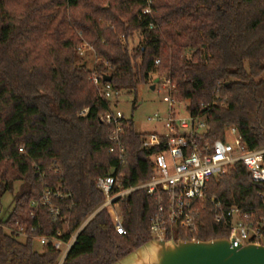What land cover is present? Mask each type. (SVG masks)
I'll return each instance as SVG.
<instances>
[{"label": "trees", "instance_id": "1", "mask_svg": "<svg viewBox=\"0 0 264 264\" xmlns=\"http://www.w3.org/2000/svg\"><path fill=\"white\" fill-rule=\"evenodd\" d=\"M84 45L96 56L92 68L81 61ZM93 74L103 84L110 75L114 88L134 93L133 107L141 85L167 77L187 112L206 121L198 144L225 139L236 127L250 149L262 148L264 0H0V223L38 234L60 229L69 240L91 217L61 264H113L153 238L157 202L146 189L118 199L124 232L100 209L99 177L117 176L124 188L147 181L160 150L144 148V133L124 117L125 163L109 151L114 125L102 117L113 103L100 95ZM47 189L63 194L54 199L57 218L32 206ZM8 192L14 205L5 215ZM212 200L259 217L264 183L242 161L229 165L208 183L199 230L178 235H230L214 221ZM1 224L0 264H60L61 250L46 245L40 252L33 238L22 241Z\"/></svg>", "mask_w": 264, "mask_h": 264}, {"label": "built area", "instance_id": "2", "mask_svg": "<svg viewBox=\"0 0 264 264\" xmlns=\"http://www.w3.org/2000/svg\"><path fill=\"white\" fill-rule=\"evenodd\" d=\"M145 11L149 12V9ZM159 62L156 60V64ZM92 80L102 97L116 100L120 96L119 89L114 88L109 82L103 84L102 77L97 74L92 75ZM158 83L163 87L160 90L164 92L163 100L168 103V113L165 119L161 118L159 113L149 116L151 122L164 121L163 129L144 133L142 142L146 149L160 150L154 155L156 173L147 181L127 188L122 187L117 176L109 174L99 177L97 186L105 195V201L100 209L105 208L111 214L120 233L124 232V227L118 199L135 190L146 189L157 202L156 210L149 220L150 232L153 238L169 239L172 235L175 238L182 237L176 236V229L187 233H196L199 230L201 213L206 208L209 181L213 176L225 172L234 162L242 161L249 169L252 179L264 183V147L250 149L243 142L236 127L227 130L225 139H218L213 144H198L195 136L206 129L205 119L189 113L182 116L178 108L180 101L175 96L176 85L167 77ZM124 117L123 112L114 105L102 117L114 125L109 137L111 142L109 151L117 153L123 163H125V145L122 139ZM56 198H63L61 191L47 189L39 200L32 202V206L34 208L40 204L46 206L53 217L57 218L61 215V209L54 202ZM210 208L214 221L228 226L230 233L228 238L233 246L248 243L264 244V215L256 217L254 213L235 205L226 207L220 200H212ZM31 214L34 215V211ZM89 219L69 240L63 238L60 229L56 233L38 234L35 227L28 230L18 222L15 228L0 224L19 237L38 239L42 246L51 245L61 250V264Z\"/></svg>", "mask_w": 264, "mask_h": 264}, {"label": "water", "instance_id": "3", "mask_svg": "<svg viewBox=\"0 0 264 264\" xmlns=\"http://www.w3.org/2000/svg\"><path fill=\"white\" fill-rule=\"evenodd\" d=\"M104 75L105 82L111 81ZM160 81L156 78L152 89ZM113 264H264V244L233 246L228 237L210 240L152 238Z\"/></svg>", "mask_w": 264, "mask_h": 264}, {"label": "rangeland", "instance_id": "4", "mask_svg": "<svg viewBox=\"0 0 264 264\" xmlns=\"http://www.w3.org/2000/svg\"><path fill=\"white\" fill-rule=\"evenodd\" d=\"M139 34L133 36V44H137L139 41ZM81 61L87 63L89 67H93L97 61L95 54L91 47L84 45L79 52ZM156 75H153L151 83L141 85L138 88L137 92V102L136 107H133L135 94L130 91H121V95L116 100H112L114 106L118 107L119 110L123 112L125 117H132L136 126V129L139 132L147 133L156 130L163 129L164 121H149V116L159 113L161 118L165 119V116L168 113V103L163 100L164 92L160 90L163 89L162 85L159 83L156 84V88L152 89V82H155ZM187 104L185 102H180L179 110L181 111L182 116H187L188 112L186 110ZM228 130V129H227ZM227 133V131H226ZM17 187L20 182H17ZM13 193H6L3 197V208L7 211L5 215H8L13 207ZM176 236L179 234V230L175 231ZM25 237H21L23 241ZM35 248L38 251L43 250V246L40 244L38 239H34Z\"/></svg>", "mask_w": 264, "mask_h": 264}]
</instances>
